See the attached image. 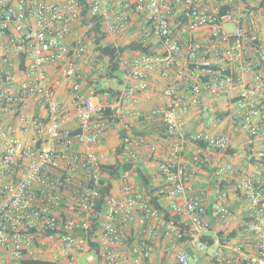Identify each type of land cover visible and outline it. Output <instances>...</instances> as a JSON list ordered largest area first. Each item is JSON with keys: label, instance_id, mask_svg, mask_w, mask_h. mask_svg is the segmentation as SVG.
Returning <instances> with one entry per match:
<instances>
[{"label": "built area", "instance_id": "obj_1", "mask_svg": "<svg viewBox=\"0 0 264 264\" xmlns=\"http://www.w3.org/2000/svg\"><path fill=\"white\" fill-rule=\"evenodd\" d=\"M87 2L88 18L97 17L107 37L138 26L132 41L148 49L123 57L112 103L82 91L81 63L92 67L96 52L80 0H0V264H149L152 244L126 242L122 225L149 222L150 230L182 239L183 219L199 236L200 256L181 250L177 264H264V0ZM55 66L61 77L53 79ZM104 73V65L94 67L95 80ZM62 79L73 81L71 111L59 97ZM156 99L150 118L160 119L170 145L157 195L173 214L166 219L125 173L121 196L112 189L99 215L102 166L111 164L98 151L110 129L104 111L128 131L120 159L136 164L140 150L155 155L157 146L133 134L130 118L141 119L140 104ZM32 104L38 112L26 111ZM194 111L204 125L226 124V131L194 129L184 119ZM239 138L247 140L254 176L224 161ZM206 148L216 155L212 162ZM191 163L210 165L219 196L211 206L202 198L181 201ZM231 192L246 203L248 240L229 255L222 244L211 252L201 240L209 212L230 227L236 213L223 201Z\"/></svg>", "mask_w": 264, "mask_h": 264}, {"label": "crops", "instance_id": "obj_2", "mask_svg": "<svg viewBox=\"0 0 264 264\" xmlns=\"http://www.w3.org/2000/svg\"><path fill=\"white\" fill-rule=\"evenodd\" d=\"M137 28L138 26H133L128 33L119 37H107V40L110 43L113 42V44L118 46L127 45L128 43L133 42L132 37L137 33ZM132 53L134 52H127L125 55L130 56ZM95 66V63L94 65H92V67L86 63H81L80 67L81 71H83L84 76V79L80 82L82 85V91L83 93H89L94 90L96 92L94 101L97 103H104L107 101L112 103L114 102V94L118 90L121 81L112 80L110 86L108 87L115 90V92H113L112 94L109 93L110 95H106L107 93H97V89L105 88L102 87L103 85L101 81H99V79L95 80ZM50 73L53 79L61 77L60 68L58 66L52 67ZM72 83L73 81L71 80L62 79V84L58 90L60 100L70 111L73 110V90L71 88ZM157 87L158 88L156 89L155 94L157 96H160L162 92L161 89L163 87V82L160 81ZM158 104V99L154 100L153 102L143 101L140 104V109H142L145 116L146 114H149L150 110L156 108ZM220 104L222 105L223 102H221ZM26 111L28 113H35L38 112V108L36 107V105L32 104L26 109ZM200 118L201 117L199 111H194L184 117L185 121L190 126H194V129L197 128L198 130H203L211 134L220 131H226V124L221 125L219 129H215L210 126L204 125ZM141 119L137 120L134 118H130L132 130H146V127L145 125H143ZM159 121V118H155V121L146 123L147 126L150 125V128L148 129L149 133L153 134L151 137L147 136L146 138L151 143L157 146V153L153 155V153L149 152L147 149H142L138 153L139 161L135 164V168L140 167L143 170L144 174L149 177V179H151L153 186L156 188H159L163 183V179L159 172V164L162 162L165 154L170 149V145L168 143L169 138L166 133L163 132L164 128L163 126H161V123ZM155 123L157 124V128L152 127V125ZM234 141L235 149L233 150V156H225L224 161L231 162L235 164L238 169L242 171L247 170L250 175L254 176L256 174V170L254 169V167L248 166L247 161L244 158L246 153L245 141L247 140H242L241 138H239L235 139ZM102 144L104 145L99 148L100 150H98L100 151V154L109 158L111 164L115 163V161L117 160L116 156L111 159L110 157H108V155H110V153H114L115 155V149L119 145L118 129L111 126V128L109 129V134L107 138L102 142ZM205 151H207L208 157L212 162L215 159V153L207 148ZM188 155H191V153ZM187 169L189 173L187 185L188 188H190V191H188L187 194L181 198V201L188 198H202L204 200H207L210 206L213 205L218 200L219 196L215 189L214 182L209 178L210 165L208 164L203 166V168H200L197 164L191 163L188 165ZM128 179L129 182L136 187V189L140 190L141 192H145V189L141 186L138 175L134 170L129 172ZM121 188L122 181H113V191L116 195L121 196ZM235 194L237 193L231 192L229 197L223 201L224 204L230 206V208L236 213V220L231 222L230 227L222 228L213 218L212 222L210 218L208 219V232L204 235V237H208L215 241V245L210 250L211 252L214 251V249H216L219 244H222L226 247V254L229 255L231 253V249H233L235 246H242L244 242H247L248 240V236L246 235L243 226L244 218L246 216V203L242 198L235 199ZM162 205L170 215L173 214L167 203L162 202ZM148 225L149 222L145 227L137 226L135 224L131 226L122 225L121 230L123 233V238L126 240V242L127 240L132 239L135 243H138L137 241L140 242L145 240L149 245L150 243L152 244V260H150L149 264H177L176 255L181 250H186L196 257L200 256V253L196 248L199 236L187 220H180V227L184 231V236L182 239H177L174 236H165L163 232H161V230H150ZM231 233H236V236L230 238L229 236Z\"/></svg>", "mask_w": 264, "mask_h": 264}, {"label": "trees", "instance_id": "obj_3", "mask_svg": "<svg viewBox=\"0 0 264 264\" xmlns=\"http://www.w3.org/2000/svg\"><path fill=\"white\" fill-rule=\"evenodd\" d=\"M88 0H80L82 6H84L82 15L84 17V25H92V27L89 29L88 34L92 41V44L95 48L96 57H95V65H104L105 67V73L102 74L99 77L100 80L109 79V80H122L123 72L121 69L122 66V59L125 56L127 52H148V49L144 48L143 45L140 42L133 41L131 43H128L124 46H118L113 43H110L107 39V35H105L102 32V26L100 24V21L97 17L88 18V12H89V5ZM23 65V64H22ZM115 92L113 88H105V89H97V93L100 94H106L110 93L112 94ZM104 119L107 122V125H110L109 127L113 126L114 128L118 129V135H119V145L115 149V156L117 160L113 164H107L102 166V171L106 175V177L101 179V198L99 200V205L97 208V213L99 215L103 214L105 212V198L109 196L113 189V181L114 180H120L125 173H129L130 171L134 170L136 174L138 175V178L141 182V186L145 189V192L149 195L151 203L154 205L156 209L160 211L161 214H164L166 219H170V214L168 211L163 208L161 205L160 197L157 195V192L159 191V188H156L153 186L151 179L147 177L143 170L140 167L135 168V164L129 163L125 160H121L120 156L123 154L125 150V138L128 135V131L120 126V120L117 118L112 117V112L110 110L104 111ZM156 119H158L156 117ZM143 125H145L146 130H137L133 129V134L136 136H149L151 137L153 134L149 133L148 129L150 128V125L147 126L146 123L150 121H155V119L150 118V114H146L141 119ZM152 127L157 128V124H153ZM165 132V129L163 130ZM163 136V135H162ZM230 153H233L230 151ZM209 218L212 222V216L211 212H209ZM98 217L96 218L97 221ZM95 230H97V225L95 224L93 227V230L90 232L91 236L95 234ZM236 236V233H231L230 238H233ZM201 240L204 242H207L210 247H213L215 245V241L213 239H210L208 237H201ZM224 241V240H223ZM127 242H133V240L129 239ZM225 243V242H223ZM92 249L95 250V254L98 256V248L95 244H91ZM93 252V251H92ZM35 264H52L51 262L47 261H41Z\"/></svg>", "mask_w": 264, "mask_h": 264}, {"label": "rangeland", "instance_id": "obj_4", "mask_svg": "<svg viewBox=\"0 0 264 264\" xmlns=\"http://www.w3.org/2000/svg\"><path fill=\"white\" fill-rule=\"evenodd\" d=\"M225 28L227 30H229V31H232L233 30V26H231V25H227ZM81 72L83 74V71H81ZM100 81H101V83L103 85L102 87H104V88H108L110 86V83L112 82V80H109V79H104V80H100ZM108 157H110L111 159H113L115 157V155H114V153H110V155H108Z\"/></svg>", "mask_w": 264, "mask_h": 264}]
</instances>
